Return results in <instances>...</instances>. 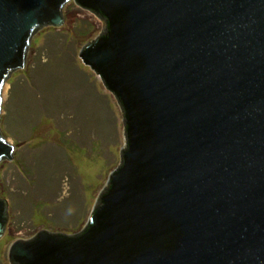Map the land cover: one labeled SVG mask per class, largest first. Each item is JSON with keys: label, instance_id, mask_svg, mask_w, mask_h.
I'll list each match as a JSON object with an SVG mask.
<instances>
[{"label": "water", "instance_id": "water-1", "mask_svg": "<svg viewBox=\"0 0 264 264\" xmlns=\"http://www.w3.org/2000/svg\"><path fill=\"white\" fill-rule=\"evenodd\" d=\"M71 0H0V112L31 37ZM105 33L78 58L116 99L119 165L72 236L8 264H264V0H73ZM13 146L0 133V163ZM7 202L0 199V237Z\"/></svg>", "mask_w": 264, "mask_h": 264}, {"label": "rangeland", "instance_id": "rangeland-1", "mask_svg": "<svg viewBox=\"0 0 264 264\" xmlns=\"http://www.w3.org/2000/svg\"><path fill=\"white\" fill-rule=\"evenodd\" d=\"M62 17V26L31 37L24 69L2 90L0 133L18 147L0 163L7 202L0 264L15 241L80 232L124 148L116 99L78 58L105 33L104 21L73 0Z\"/></svg>", "mask_w": 264, "mask_h": 264}]
</instances>
